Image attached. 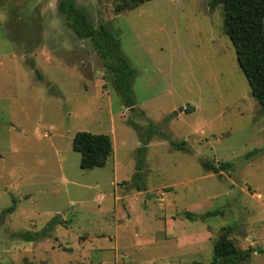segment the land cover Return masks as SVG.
I'll list each match as a JSON object with an SVG mask.
<instances>
[{
    "label": "rangeland",
    "instance_id": "rangeland-1",
    "mask_svg": "<svg viewBox=\"0 0 264 264\" xmlns=\"http://www.w3.org/2000/svg\"><path fill=\"white\" fill-rule=\"evenodd\" d=\"M59 1L0 0L1 264H207L227 226L253 250L244 264H264V109L223 31V5L149 0L117 12L120 0H75L120 38L136 69L134 110ZM130 120L186 141L154 137L143 191ZM81 130L112 137L105 166L80 167ZM204 161L231 166L215 173Z\"/></svg>",
    "mask_w": 264,
    "mask_h": 264
},
{
    "label": "trees",
    "instance_id": "trees-1",
    "mask_svg": "<svg viewBox=\"0 0 264 264\" xmlns=\"http://www.w3.org/2000/svg\"><path fill=\"white\" fill-rule=\"evenodd\" d=\"M149 0H120L116 5L117 12L132 10ZM223 5V31L231 39L238 63L250 85L251 93L264 109V0H210L209 7L214 9ZM58 10L64 15L66 23L80 38H87L93 44L97 54L103 60L104 66L113 74L115 90L120 95L122 102L127 107L135 110L137 102L133 93V77L136 69L130 64L121 49L120 38L104 23L95 25L86 7L80 6L75 0H60ZM188 110V109H187ZM190 112V110H188ZM130 124L140 133V146L137 149V165L133 174V182L138 191L146 190L143 168L145 155L149 143L155 136L168 139L178 149L186 148V141H176L168 134L157 129L155 123L150 122L146 127L130 120ZM72 147L80 153V167L90 169L103 167L113 154V140L109 134L94 133L87 130L77 131L72 140ZM253 150L250 153H254ZM248 153V156L251 154ZM204 167L212 172L219 173L231 166L230 162L216 164L204 161ZM14 206L8 210H14ZM222 210H210L200 217L220 214ZM185 216L196 219L198 214L187 211ZM62 222L59 217H54L47 228ZM233 226L223 227L214 240V257L207 264H244L252 255V249L239 247L232 238ZM45 230L42 232H47ZM24 238L31 240L34 233L24 232ZM1 264V262H0ZM181 264H206L199 260Z\"/></svg>",
    "mask_w": 264,
    "mask_h": 264
},
{
    "label": "water",
    "instance_id": "water-1",
    "mask_svg": "<svg viewBox=\"0 0 264 264\" xmlns=\"http://www.w3.org/2000/svg\"><path fill=\"white\" fill-rule=\"evenodd\" d=\"M183 108H181L180 110H182ZM175 112V114H177L178 113V111H174Z\"/></svg>",
    "mask_w": 264,
    "mask_h": 264
},
{
    "label": "crops",
    "instance_id": "crops-1",
    "mask_svg": "<svg viewBox=\"0 0 264 264\" xmlns=\"http://www.w3.org/2000/svg\"><path fill=\"white\" fill-rule=\"evenodd\" d=\"M155 137H156V136H155ZM153 139H154V138H153ZM153 139H152V140H153ZM141 191H143V190H141Z\"/></svg>",
    "mask_w": 264,
    "mask_h": 264
}]
</instances>
